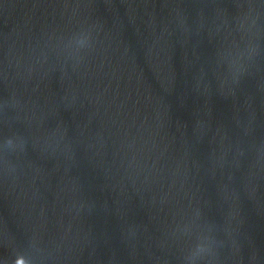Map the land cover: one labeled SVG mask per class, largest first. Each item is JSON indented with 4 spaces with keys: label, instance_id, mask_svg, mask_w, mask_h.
<instances>
[{
    "label": "water",
    "instance_id": "95a60500",
    "mask_svg": "<svg viewBox=\"0 0 264 264\" xmlns=\"http://www.w3.org/2000/svg\"><path fill=\"white\" fill-rule=\"evenodd\" d=\"M0 264H264V0H0Z\"/></svg>",
    "mask_w": 264,
    "mask_h": 264
}]
</instances>
